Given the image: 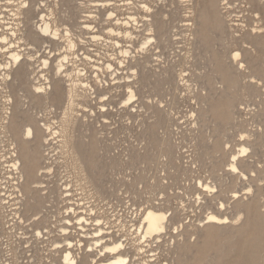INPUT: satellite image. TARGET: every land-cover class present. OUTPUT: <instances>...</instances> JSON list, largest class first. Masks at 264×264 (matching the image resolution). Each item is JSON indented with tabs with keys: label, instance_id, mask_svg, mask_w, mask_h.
Instances as JSON below:
<instances>
[{
	"label": "bare ground",
	"instance_id": "bare-ground-1",
	"mask_svg": "<svg viewBox=\"0 0 264 264\" xmlns=\"http://www.w3.org/2000/svg\"><path fill=\"white\" fill-rule=\"evenodd\" d=\"M247 1L257 25L226 23L233 0H0L10 264H264V0Z\"/></svg>",
	"mask_w": 264,
	"mask_h": 264
},
{
	"label": "rangeland",
	"instance_id": "rangeland-1",
	"mask_svg": "<svg viewBox=\"0 0 264 264\" xmlns=\"http://www.w3.org/2000/svg\"><path fill=\"white\" fill-rule=\"evenodd\" d=\"M112 1H114V0H112ZM175 1H177V0H175ZM176 7H178L177 5H175ZM233 7H234V11H235V13L230 17V16H228L227 14H224V19H225V21H226V23L228 24V25H234L235 23H238V24H240V25H242L241 23H243L244 25H248V24H250V23H255L254 25H257L256 24V22H254V21H257V18H255V14H253V10L254 9H252V8H250V6H249V4H248V1L247 0H233ZM256 9V8H255ZM164 10V9H163ZM261 11V10H260ZM183 12V11H182ZM182 12H180V13H182ZM180 13L179 14H177L178 16H177V18L180 20V19H184L183 18V16H180ZM182 15V14H181ZM235 15L237 16V18H238V20L239 21H236L235 23H234V20H237V18L235 17ZM239 15V16H238ZM180 17V18H179ZM252 18H255V19H252ZM179 20H177V21H175V23H174V25H176L178 22H179ZM231 20H233V21H231ZM231 23H234V24H231ZM260 24H262V23H260ZM259 24V25H260ZM243 25V26H244ZM239 28H242V26H239ZM247 28V27H246ZM240 30V29H239ZM102 47V46H101ZM89 49H90V52L94 55V56H96V53L97 52H101V53H103V52H106V48H104V46L102 47V48H100V46L99 47H96V46H92V45H90L89 46ZM105 49V50H104ZM93 52H92V51ZM95 50V51H94ZM101 50V51H100ZM110 53H111V51H110ZM262 57H264V55H262ZM263 89V90H262ZM261 92H262V96H261V98L262 99H264V87L262 86L261 87ZM190 97V96H189ZM261 98L260 97H255V96H251V95H248L247 96V94L246 95H244V102L245 103H248V104H250L251 105V107L249 108V109H247V110H245V111H242L241 113H240V120H246V121H248L246 124H247V129L248 130H251V131H255L256 129H257V127H258V123L257 122H255L254 120H251V117H253V114H254V112H256L258 109H259V107H256L257 106V104L260 102V100H261ZM189 99V98H188ZM187 99V100H188ZM189 101L190 102H188V101H186V102H188V103H186V102H184L180 107L177 105V107H179V108H177L176 106H175V113L178 111L179 113H177V114H175V118L177 119H180L179 121V123H182L184 120H185V118H186V115L188 114V112H189V110L191 109V107L194 105V101L192 100V99H189ZM186 103V104H185ZM192 104V105H191ZM111 105H113V107H115V110L118 108V109H120V107L122 106V104H121V102H120V100H119V98L118 97H115L114 99H113V101H112V104ZM256 108V109H255ZM251 110V111H250ZM121 111H124V112H121V114H118V113H116V112H112V116H110V117H114V118H116L117 120L119 119V118H122V117H124V115H125V117H127L128 116V114H129V109H127V108H121ZM250 111V112H249ZM120 115V116H119ZM184 117V118H183ZM242 118V119H241ZM119 121V120H118ZM121 126H122V123H118V122H116V123H114L113 122V124H111V126H109L108 127V129H114V127L115 128H117L118 130H119V133H117V135H120V139H117V141L115 142L116 144H117V146L121 149V148H123V147H126V145H127V143H125L124 142V138H125V133L123 132V130H122V128H121ZM186 125H184V127H185ZM135 130V129H134ZM81 132H84V130L82 129L81 130ZM128 134V133H127ZM176 138H177V136H175ZM133 137H127L126 139H127V141L128 142H131V140H133L132 139ZM125 139V140H126ZM184 150H187L186 148L184 149ZM2 153H0V155H1ZM2 159H0V195H4V196H7L8 195V192L10 191V189H9V182H10V180L8 179L7 180V178L9 177V175H8V169L6 168V163H2ZM185 161H188L187 159H185ZM59 169V170H58ZM56 172H55V175H57V176H59V177H57V178H60V176L62 177V176H65V172H64V169L62 168H56ZM60 173V174H59ZM203 173V172H202ZM195 174H193L192 176H194ZM204 177H206L207 175L205 174V173H203L202 174ZM197 176V174L194 176V177H196ZM55 180H56V177L54 178ZM66 179H63V182L65 181ZM169 182H172V180H170ZM188 182H191V185L195 182V178H191ZM8 183V184H7ZM8 187V188H7ZM178 191V190H177ZM7 193V194H6ZM6 194V195H5ZM190 196H192V195H190ZM186 199H188V197H186ZM187 204H189V202H187ZM59 206H60V208L61 207H64L65 206V203H60L59 204ZM193 211V209L191 208V209H189L188 210V212L187 213H191V215L189 216L190 218L191 217H193L195 214L192 212ZM121 213H122V211H121ZM112 213H110V215H111ZM124 214L125 215H128V213L127 212H124ZM194 214V215H193ZM189 215V214H188ZM188 217V219H190ZM186 220V222H188L189 220ZM119 229L118 228H115V231H118ZM11 231H9V233H10ZM13 232V231H12ZM19 232V234H21L22 233V231H17L16 233H18ZM7 234L6 233V235H4V237L2 238V242H3V246L2 245H0L1 247V252H3L1 255H3V257H2V261H0L1 262V264L3 263V264H5L6 262V264H10V261H9V252H10V249L13 247V245H14V243H16L17 242V240L19 241V239H18V237H16L15 235H16V233L15 232H13V234ZM122 232H119L118 231V233H117V237H120L119 235H121V239L122 238H124L125 239V237H122ZM8 238H7V237ZM6 237V238H5ZM10 237V238H9ZM12 238H14V239H12ZM15 238H17V240L15 239ZM8 239V240H7ZM11 239V240H10ZM15 240V241H14ZM5 241H7V242H5ZM9 241H10V243L11 244H9ZM7 243V244H6ZM13 243V244H12ZM8 244H9V246H8ZM10 245H11V247H10ZM5 246V247H4ZM7 246V247H6ZM14 246H16V244L14 245ZM26 247H27V245H25ZM3 248H5V250L3 249ZM6 253H5V252ZM8 251V252H7ZM7 255H8V257H7ZM5 256L8 258V261H7V259L5 258ZM6 259V260H5ZM22 258H20L19 259V264H23L24 262H26L27 264L29 263V264H37V263H35V262H27V259H24V260H21ZM4 261H5V263H4ZM22 261V262H21ZM24 261V262H23ZM21 262V263H20ZM26 263H24V264H26ZM40 263H42V262H40ZM11 264H13V262H11Z\"/></svg>",
	"mask_w": 264,
	"mask_h": 264
},
{
	"label": "snow or ice",
	"instance_id": "snow-or-ice-1",
	"mask_svg": "<svg viewBox=\"0 0 264 264\" xmlns=\"http://www.w3.org/2000/svg\"><path fill=\"white\" fill-rule=\"evenodd\" d=\"M24 6L27 7V5H24ZM5 43H7V42L5 41ZM236 55H237V58H239V53H237ZM240 66L243 67V65H240ZM233 159H235V158H233ZM233 171H237V169L233 168ZM212 219H215V217H212ZM160 231H163V229L161 228Z\"/></svg>",
	"mask_w": 264,
	"mask_h": 264
}]
</instances>
